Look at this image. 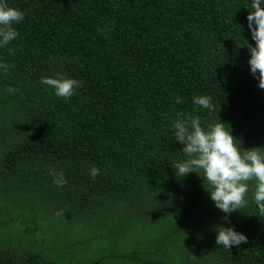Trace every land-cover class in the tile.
Returning a JSON list of instances; mask_svg holds the SVG:
<instances>
[{
  "label": "trees",
  "instance_id": "trees-1",
  "mask_svg": "<svg viewBox=\"0 0 264 264\" xmlns=\"http://www.w3.org/2000/svg\"><path fill=\"white\" fill-rule=\"evenodd\" d=\"M250 2L9 0L25 17L0 48V264H264L254 182L229 224L199 174L176 176L169 130L177 112L221 118L244 148L264 147ZM56 73L82 81L68 100L40 83ZM205 94L216 111L193 104ZM216 224L248 242L218 246Z\"/></svg>",
  "mask_w": 264,
  "mask_h": 264
},
{
  "label": "clouds",
  "instance_id": "clouds-1",
  "mask_svg": "<svg viewBox=\"0 0 264 264\" xmlns=\"http://www.w3.org/2000/svg\"><path fill=\"white\" fill-rule=\"evenodd\" d=\"M245 7L251 9L247 21L255 44L246 40L243 45L250 53V73L258 80V87L264 89V0H251ZM24 17V11L12 6L9 0H0V48L7 47L19 36L15 26ZM13 51L9 48V52ZM9 69L10 65L0 60V72ZM40 83L56 97L68 100L81 87L82 81L74 76L56 73L54 76H42ZM5 91L14 94L18 89L7 86ZM175 101L182 103L179 96ZM192 102L209 113L216 111L209 95H194ZM169 130L174 139L183 145L180 149L183 158L171 160L176 176L183 178L192 172L199 174L215 207L225 214V221L230 224L231 214L249 204L250 181L254 182L252 202L260 215H264V147L244 148L242 141L233 135L230 125L221 118L215 122L202 121L199 115L177 112L176 117L170 120ZM89 173L95 178L100 169L93 166ZM49 174L57 187L62 188L67 183L63 170L51 168ZM213 230L216 232V244L226 249L233 246L239 248L242 243L248 242L247 235L234 226L216 224Z\"/></svg>",
  "mask_w": 264,
  "mask_h": 264
}]
</instances>
